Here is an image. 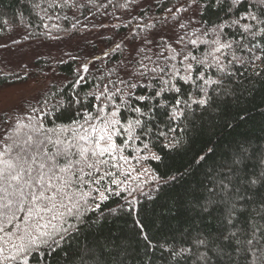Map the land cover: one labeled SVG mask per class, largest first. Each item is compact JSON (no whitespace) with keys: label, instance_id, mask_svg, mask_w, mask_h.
<instances>
[{"label":"snow or ice","instance_id":"6c2138e0","mask_svg":"<svg viewBox=\"0 0 264 264\" xmlns=\"http://www.w3.org/2000/svg\"><path fill=\"white\" fill-rule=\"evenodd\" d=\"M29 2L33 10L39 9L36 15L43 22L53 17L67 20L56 10L76 15L95 0ZM165 5L166 0H154L151 7ZM148 6V0H125L120 5L129 14ZM189 11L192 15H187ZM167 12L163 22L170 21L167 38L156 39V23L161 21L155 17L154 23L137 20L141 31L131 42L125 40L128 50L116 44L117 62L96 66L100 75L86 76L89 68L81 61L83 67L76 69L71 82V88L79 86V90L66 100L62 97L52 108L45 100L22 118L0 117V264H46L50 255L59 254L66 234L80 230L81 209L96 212L99 220L101 205L112 197L125 201L119 212L134 217L142 236L140 264H154L157 252L167 253L170 264H209V252L218 264H264V167L251 170L254 153L250 155L243 145L212 169L207 185L180 197L181 207L191 213L190 222H218L215 238L206 231L207 224L197 228L196 235L189 231L179 245L145 230L146 205L141 198L154 200L177 179L171 175L165 180L145 165H159L164 159L161 152L184 148L181 124L195 111L203 119L250 91L245 82L264 80V0H183L167 7ZM43 27L49 32L51 27L58 29L55 24ZM197 50L202 54L196 55ZM89 80L98 82L89 85ZM86 85L90 91H84ZM161 112L167 124L156 122ZM23 119L29 123H22ZM60 120L69 123L55 126ZM129 149L137 153L133 158L139 169L125 168ZM209 152L212 149H206ZM210 158L198 155L197 161L207 163ZM133 180L135 187L129 186ZM84 188L89 189L87 199ZM109 210L115 216L117 210ZM68 217L77 222L75 228L65 227ZM75 257L81 264L89 260L127 264L108 245L77 251L70 264Z\"/></svg>","mask_w":264,"mask_h":264},{"label":"trees","instance_id":"16d2710c","mask_svg":"<svg viewBox=\"0 0 264 264\" xmlns=\"http://www.w3.org/2000/svg\"><path fill=\"white\" fill-rule=\"evenodd\" d=\"M153 2L154 0H148V7L137 9L135 13L129 14L120 7L125 0H95L87 9H81L76 15L67 9L63 11L57 9L61 17L65 15L69 17L67 20L57 21L53 17V20L45 18L41 22L36 15L39 9L33 10L29 0H0V43L3 41L8 43L0 46V88L40 78L54 79L53 85L35 103H23L20 109L4 113L0 117L22 118L31 112L32 106L39 108L45 100L49 108L55 106L62 97L66 100L68 95L79 90V86L76 89L71 88V82L78 67L82 68L86 65L89 68L86 76H98L100 74L97 73L96 66L108 64L109 61L117 62L115 58L120 55V49L116 48V44L119 43L128 50L125 40L131 42L133 35L139 33L143 27L142 25L140 28L136 27L137 20L144 19L154 23L151 18L155 17L156 20L161 21L156 23V30L159 32L157 40L171 35L170 21L167 25L163 23L168 17L167 7L179 5L183 3V0H166V5L162 7H151ZM139 12H145V15L141 17L138 15ZM182 14L183 10L176 13L177 16ZM187 15H192L191 11ZM40 16H43L42 12ZM210 19L215 20L216 17L212 16ZM3 21L8 23L4 24ZM43 24H49L50 27L55 24L59 30L57 27H51L49 32ZM37 44L59 46L57 49L59 53L37 59L33 68L21 66L19 69L10 68L1 57L3 51H18ZM106 54H108L107 58ZM195 54L199 56L202 53L197 50ZM96 82L98 81L89 80V85ZM245 87L250 91H244L238 99H231L227 104H221L211 115L205 114L203 119H198L201 113L199 110L195 111L189 116V121L181 124L184 131L180 133V137L184 141V148L169 153L161 152L164 159L159 165L155 162L145 165L154 169L165 180L171 175L177 176L176 181L165 185L161 194L154 200L148 201L141 198L146 205L144 212L146 231H150L153 235L159 234L160 238L177 245L184 242L189 231L196 235L195 230L203 228L205 224L208 225L206 231L211 233L213 238L218 235L219 224L216 221L190 222L188 216L191 213L181 207L180 197L185 191L197 190L202 185H207L211 180L212 169L218 167L223 157L238 146L247 147L250 155L254 153L249 161L250 165L254 166L251 170L264 167V80L254 79L250 83L245 82ZM90 90L89 86H84L85 92ZM193 108L195 109L196 106L193 105ZM124 115L129 114L124 113ZM33 119L35 120V117ZM160 121L168 123L167 116L162 112L158 113L156 118L157 123ZM22 123L29 122L23 119ZM68 123L67 120H60L55 122V126ZM164 130L167 131L166 128ZM206 149H212V152L206 153ZM125 155L129 156V165H125V168L130 166L140 168L133 158L137 153L129 149ZM198 155L211 158L207 159V163L198 162ZM135 175L136 173H133V177ZM119 178L124 179L123 176ZM145 179L150 182V177ZM129 186L135 187V181L133 180ZM142 186L145 190L148 189V185ZM83 191L87 199L89 189L84 188ZM89 203H91L90 200ZM124 203L123 199L112 197L101 205L103 216L99 220L96 218V212L91 209L84 212L81 209L80 230L69 231L65 239L61 241V249L57 250L59 254L50 255L46 264H70L71 254L77 251L82 252L83 249L95 245H108L110 251H119L120 257L125 258L127 264H140V257L143 256L142 236L139 235L134 217L119 212V206ZM110 208L117 210L115 216L110 212ZM254 210L255 205L250 207V211L254 212ZM104 217H107V220ZM69 226L71 228L77 226V222L71 217L67 218V224H65V227ZM208 255L209 264H218L212 252ZM111 260H114V257H110ZM153 261L154 264H170L167 253L161 256L157 252ZM71 264H81L80 258L75 257ZM88 264L92 262L89 260Z\"/></svg>","mask_w":264,"mask_h":264},{"label":"rangeland","instance_id":"374dc122","mask_svg":"<svg viewBox=\"0 0 264 264\" xmlns=\"http://www.w3.org/2000/svg\"><path fill=\"white\" fill-rule=\"evenodd\" d=\"M7 44V41L0 43V45ZM58 47L37 44L18 51H3L1 57L12 69H19L21 66L33 68L37 59L49 54H58ZM52 81H54L52 77L40 78L0 88V116L20 109L23 103H35L53 85Z\"/></svg>","mask_w":264,"mask_h":264}]
</instances>
